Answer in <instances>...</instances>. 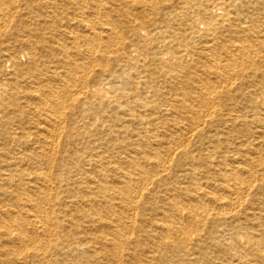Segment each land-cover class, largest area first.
Listing matches in <instances>:
<instances>
[{
  "label": "bare ground",
  "instance_id": "6f19581e",
  "mask_svg": "<svg viewBox=\"0 0 264 264\" xmlns=\"http://www.w3.org/2000/svg\"><path fill=\"white\" fill-rule=\"evenodd\" d=\"M0 264H264V0H0Z\"/></svg>",
  "mask_w": 264,
  "mask_h": 264
}]
</instances>
